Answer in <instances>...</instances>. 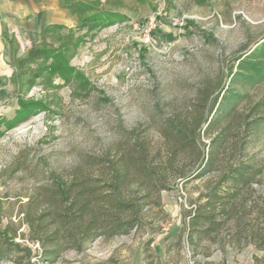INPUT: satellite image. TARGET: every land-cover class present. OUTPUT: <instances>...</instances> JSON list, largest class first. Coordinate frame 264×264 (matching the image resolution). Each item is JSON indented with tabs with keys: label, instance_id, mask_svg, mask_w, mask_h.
<instances>
[{
	"label": "rangeland",
	"instance_id": "obj_1",
	"mask_svg": "<svg viewBox=\"0 0 264 264\" xmlns=\"http://www.w3.org/2000/svg\"><path fill=\"white\" fill-rule=\"evenodd\" d=\"M98 9V28L50 31L11 57L14 73L0 87V264H264V249L235 225H264L252 208L264 194V0H139L125 15ZM33 47L48 55L19 70ZM60 57L61 75L52 69ZM208 87L212 99L225 90L223 107L236 102L242 119L257 120L250 135L234 124L221 159L256 163L263 183L195 247L189 215L218 174L184 179L180 172L194 167L183 156L167 168L158 121L191 112ZM22 102L37 108L16 122ZM224 124L210 135L205 126L201 142L209 146ZM137 142L164 187L132 172L118 192L132 208L122 211L100 199L111 177L101 163ZM59 184L72 187L71 198L87 196L83 215ZM99 218L135 224L113 232L106 221L87 238Z\"/></svg>",
	"mask_w": 264,
	"mask_h": 264
},
{
	"label": "trees",
	"instance_id": "obj_2",
	"mask_svg": "<svg viewBox=\"0 0 264 264\" xmlns=\"http://www.w3.org/2000/svg\"><path fill=\"white\" fill-rule=\"evenodd\" d=\"M62 3L73 14L79 17L78 24H80V28H87L89 31L101 26L103 15L99 13L98 7H94V5L87 4L81 0H62ZM59 29L64 28L62 26L54 27L47 30L45 34ZM27 55L25 58L18 60L17 67L19 70H23L38 59L45 58L48 54L47 49L33 47ZM57 61L52 69L61 75L63 72L65 73L64 68H61V66L63 64L67 65V61L62 57L57 59ZM212 94L213 91L208 87L201 92L191 112L186 114L180 113L168 118L165 117V119L158 121L160 137L163 140V150L167 153V168H173L175 161L183 156L194 167L190 172H180L184 179L202 178L211 173L218 174L216 184L208 188L207 193L200 195L198 204L189 215V226L192 230L189 238L194 245L196 242L195 247H198L204 236H209L211 233L221 230L224 223H222L220 218L237 217L238 211H241L242 207L243 209L247 208L249 196L252 193L256 194L255 186L263 183L262 170L256 163L254 164L242 159L237 160L236 156L225 163L221 159V156L225 154L224 146L229 140L234 124L241 121L247 128L248 135H250L254 130V124L257 123V120H250L251 117H244L242 119L238 113L236 102L229 106V109L223 107V100L229 97L226 96L224 89L213 99L211 98ZM222 94L223 96H221ZM33 108H37V106L22 102L17 113L16 122L22 120L25 115H29ZM220 124H224V126L212 137L210 145L206 146V144H203L201 142L203 128L206 126L204 134L210 135V133L218 129ZM236 149L237 147L235 146ZM243 150L244 145L240 146V149L237 151L238 153H243ZM150 155L148 147L141 142H137V145H132L125 153H122L117 161L114 162L111 158L107 162L102 161L101 165L110 170L111 177L108 183L110 187L109 192L105 196L102 195L100 199L106 200L118 209H122V211L125 207L127 209L132 208L133 203L122 201L118 194L123 182L130 177L132 172L139 174L141 182L155 183V186L158 184L163 185L164 183H162L159 175L160 172L150 164ZM57 186L63 200L67 202L71 201L70 207L75 206L76 202L80 201L78 213L79 215H83L87 209V196H84V193H80L75 198H71L70 192L73 190L72 187H66L61 184ZM261 199L264 200V194L262 193L252 206L253 209H258L259 216L264 215V207L260 206ZM204 200L205 202H202ZM106 221L112 222L111 229L113 232H118L124 229L125 226L133 227L135 224V220L133 221L132 219L125 221V223L120 222L117 218H110L103 222ZM98 222L99 224H97V221H92L87 225L85 228V236L87 238L93 237L92 231L104 226L101 225L103 222L100 218ZM235 223L238 237L250 239V241L256 242L257 248L264 249V225L256 231L249 229V227L243 223L241 224L238 220ZM206 224L207 226H205Z\"/></svg>",
	"mask_w": 264,
	"mask_h": 264
},
{
	"label": "crops",
	"instance_id": "obj_3",
	"mask_svg": "<svg viewBox=\"0 0 264 264\" xmlns=\"http://www.w3.org/2000/svg\"><path fill=\"white\" fill-rule=\"evenodd\" d=\"M116 14L135 7L139 0H81ZM79 17L62 0H0V87L10 82L14 73L11 57L25 42L43 36L51 28L74 29Z\"/></svg>",
	"mask_w": 264,
	"mask_h": 264
},
{
	"label": "built area",
	"instance_id": "obj_4",
	"mask_svg": "<svg viewBox=\"0 0 264 264\" xmlns=\"http://www.w3.org/2000/svg\"><path fill=\"white\" fill-rule=\"evenodd\" d=\"M31 47V42H25L24 44H22V49H26V48H30Z\"/></svg>",
	"mask_w": 264,
	"mask_h": 264
}]
</instances>
